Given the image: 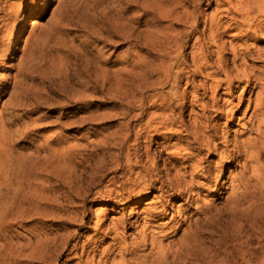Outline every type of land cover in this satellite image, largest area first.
I'll return each mask as SVG.
<instances>
[{"label": "rangeland", "instance_id": "1", "mask_svg": "<svg viewBox=\"0 0 264 264\" xmlns=\"http://www.w3.org/2000/svg\"><path fill=\"white\" fill-rule=\"evenodd\" d=\"M238 2L243 3L217 0L207 5L208 0H202L199 6L186 7L184 0H7L5 8L13 7L7 12L6 27L1 26L0 68L21 65L19 73L15 67L0 70L9 83L16 78L14 89L8 86V94H0V125L6 126H1L6 141L0 144V252L10 249V264H42L31 255L32 246L38 239L58 240L66 234L78 236L63 244V253L52 251L43 264H76L74 246L80 251L84 244L87 250L98 246L96 262L100 251L116 242L129 248L140 245L143 219L147 242L124 257L126 264H139L143 257L147 264H264V181L253 179L243 188L234 181L237 173L244 175L240 167L224 164L216 188L197 195L196 186L205 182L200 176L192 180L194 201L187 204L182 197H168L171 190L161 194L159 183L155 190L131 187L139 169H125L121 158L117 170L113 162L117 146H122V153L140 146L138 154L148 151L149 161L155 162L152 179L171 169V162L164 159L167 151L161 148V128L141 130L133 143L146 119L137 117L142 110L134 100L140 93L148 98L168 90L152 85L160 75L157 68L169 60L167 53L183 52L189 64L198 45L196 36L206 51L211 46L209 52L228 53L232 45L243 49V40L235 37L237 30H225L212 46L204 24L220 15L223 25L232 22L223 15ZM173 6V16L179 18L163 19L162 13ZM182 11L198 16L197 33ZM176 33L178 44L172 41ZM259 35L260 43L251 36L243 39L264 50ZM243 61L264 73V62L258 58ZM140 72L151 75L144 80L136 77ZM195 80L206 81L203 75ZM31 84L37 85V92ZM21 90L24 108L16 109L12 101ZM221 94L222 90L216 93V99H226ZM147 98L144 113L160 120L161 107H150ZM193 113L199 109L193 108ZM209 123L206 120L203 126ZM231 127L221 134H233L241 125ZM193 155V160L216 161L205 154ZM141 157L148 164L144 154ZM204 209L205 213L198 212ZM83 211L85 217L80 218ZM121 219L127 227L115 229ZM120 255L115 250L110 259L118 261Z\"/></svg>", "mask_w": 264, "mask_h": 264}, {"label": "bare ground", "instance_id": "2", "mask_svg": "<svg viewBox=\"0 0 264 264\" xmlns=\"http://www.w3.org/2000/svg\"><path fill=\"white\" fill-rule=\"evenodd\" d=\"M213 1L217 0H208L207 5H211ZM6 2L7 0H0V35L3 34L1 26L6 25L7 12L13 7L12 5H8L6 9ZM242 2L243 3L238 2L234 8L229 6L228 9L225 10L226 15L223 16H229L232 22H225L224 24L226 25H223L220 19L222 15H220L204 24L207 30L206 39L212 46H216L218 38L226 34L225 30H237L235 37L237 40H243V49H238L232 45L227 49L228 53L220 54L219 51L213 52V50L209 52L208 49L211 46L206 51V49H204V43H201L199 36H196L194 38V44L197 43L198 45L195 51L192 50L190 53L189 64L185 63L183 52H178L173 56L167 53L169 60L166 58V61H161L159 68H157L159 72L157 73L160 75L158 76V81L152 82V85H161V88L168 87V90L164 92L161 90L160 94L149 95L148 98H146L150 102V107H161V119L158 120V118L152 115L146 116V113H144L146 111V98L142 93L139 94L138 98H135L136 100L134 101L137 103V107L142 110L141 114H138L137 117H142L143 119L146 117V119H144L143 123H140L143 127H141V125L138 126L133 143H137L141 130H146L150 127H153V129L161 128V133L164 135L161 148L164 152L167 151V156L164 159L171 162L172 167L170 170L163 173L161 178L156 177V179H152L151 172L156 169V165L155 162L149 161L148 151L143 153L146 161H148V164H145L141 157L143 154H138V148L140 146L127 148L124 153L121 151L122 146H117L119 152L118 154L116 153V158L113 161L116 164L115 169H121V165L119 164V159L121 158L125 162V169H139V171H136L137 175L134 177L135 179H133L130 184L131 187H139L140 190L145 189V191L155 190V184L159 183L157 189L161 191V194H165L171 190V193L167 195L168 197H172V199H176L177 196L178 198L182 197L185 203L188 204L194 201L190 192L196 183L192 180L200 176L205 182L204 184H200L202 188L195 185L197 187V195L203 193V189L207 192L212 187L216 188L220 185L219 177H221L222 166L224 164L229 166L235 164V168L240 167L241 173L244 175H237V173L234 181L243 188L249 186L248 183L250 180L254 179L257 181L256 183L259 184L261 183L260 181H264V73H259V70L255 69V67L249 68L243 61L245 59L247 60L248 57H255L261 62H264V60H262V58H264V50L253 44H246V40L243 39L244 36H251L253 41L260 43L259 34L262 35L260 38L264 39V0H242ZM184 3L186 7H189L191 4L195 5L196 3L199 6L202 0H184ZM38 8L35 7L34 10H38ZM166 8L164 10H166ZM174 8L175 6L171 9L167 8V11L163 10L164 12L161 17L163 19L169 18L170 20L178 19L179 16L177 14L173 16ZM181 13L186 20L191 19L190 22L194 28L193 33H197V28L194 26L198 22V16H195L194 11H191V13L182 11ZM159 14L161 15L160 12ZM178 36L179 33H176L175 37L172 39L176 44H178ZM15 43H17V39ZM181 47L182 45H180L179 48L181 49ZM218 49H224V47L219 46ZM1 53L0 58H3V54ZM228 55H230V57ZM211 56H214L215 61L211 60ZM18 64L16 66H13L11 63L8 65L6 64L7 67H1L0 70H11L15 67L16 73H19L21 71V65ZM44 66H47V64H44ZM150 75V72H145V74L140 72L136 77L141 76L142 78L144 77L145 80ZM199 75H203L206 81H196L195 78ZM12 78H14V80L16 79L15 76ZM209 78L215 79H210L209 81ZM7 79L8 78L0 74V94L4 91L8 94V86L14 89L16 85L14 80L9 83ZM95 83H97V80H95ZM32 85L33 84H31V86ZM182 85H184V87H182ZM37 90L38 89H36V92ZM220 90H222V94L220 95L222 96L221 98L226 97V99H216V93ZM23 98L24 92L21 90L20 95L18 94L15 101H12L13 103L15 102L14 105L17 107L16 109L23 106L25 102ZM13 103L10 104L13 105ZM193 108H198L199 113H193ZM186 117H188V119H185ZM206 120H210L207 127L203 126ZM238 124L241 125V127L234 130L233 134H221L222 129H227L232 125L235 126ZM1 126L5 125H0V144L6 141L4 137L5 132ZM24 127L22 129H24ZM128 134L129 133L124 135L125 139L128 137ZM246 134L248 137L245 136ZM193 153L198 155L205 154L204 158H216V161H209L210 159L208 161L203 159L202 162L200 160H193L191 158L192 156L194 157ZM179 157L183 158L180 163L177 160ZM162 162L165 161L162 160ZM246 172H250L251 175L248 177L245 176ZM186 178L188 180H186ZM231 181H233V178ZM221 184L224 183L221 182ZM261 184L264 185V182ZM262 185H260V187H262ZM172 193L176 195H172ZM260 193L261 191L259 194ZM247 194H249V192ZM108 196L110 197V194H108ZM117 196L118 192H115V196L113 197L116 199ZM240 197L243 198L241 195ZM110 199L113 200L112 198ZM94 200L95 199H93V201ZM205 210L206 209L199 210L198 212L205 213ZM134 213L137 212L133 211V214ZM154 216L157 217V214ZM84 217L85 214L83 211L80 218ZM152 217L153 216H149L148 220H151ZM143 220L144 224L139 230V238H141L142 243H146L149 234L145 233V224H147V220ZM118 225L125 228L128 224L121 219L120 222L114 224V228L117 229ZM75 236L78 235L76 234ZM75 236L74 234H66L65 237H60L58 240L55 238L51 240L44 238L46 239L45 241L38 239L34 247L32 246L31 255H35L43 264V262H47L54 254L52 251L59 250L58 253H63L66 250L63 248V244L69 243ZM142 243L136 247H132V245V248L130 247L131 249L128 246H123L124 244H119V242L113 245L111 244L100 251L99 258L96 262L94 258L95 254H98V246H94L90 250H87L88 245L84 244L80 248V251L77 249V246H74V250L76 251L74 256L78 260L76 264H92L93 262L94 264H126L124 257L133 254L136 249L144 246ZM3 248L5 249L0 252V264H10V249H7L8 247ZM115 250L121 253L118 261H115V258L110 259V256ZM139 264H147L146 259L143 257Z\"/></svg>", "mask_w": 264, "mask_h": 264}, {"label": "snow or ice", "instance_id": "3", "mask_svg": "<svg viewBox=\"0 0 264 264\" xmlns=\"http://www.w3.org/2000/svg\"><path fill=\"white\" fill-rule=\"evenodd\" d=\"M38 2H39V0H38Z\"/></svg>", "mask_w": 264, "mask_h": 264}]
</instances>
